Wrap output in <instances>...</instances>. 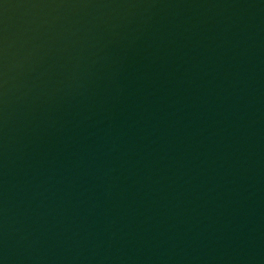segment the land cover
<instances>
[{
	"label": "water",
	"instance_id": "1",
	"mask_svg": "<svg viewBox=\"0 0 264 264\" xmlns=\"http://www.w3.org/2000/svg\"><path fill=\"white\" fill-rule=\"evenodd\" d=\"M0 264H264V0H0Z\"/></svg>",
	"mask_w": 264,
	"mask_h": 264
}]
</instances>
